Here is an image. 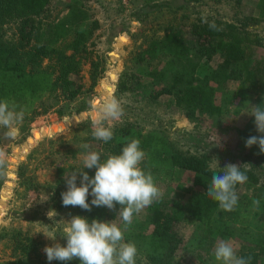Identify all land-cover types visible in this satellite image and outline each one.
I'll use <instances>...</instances> for the list:
<instances>
[{"label":"trees","instance_id":"obj_1","mask_svg":"<svg viewBox=\"0 0 264 264\" xmlns=\"http://www.w3.org/2000/svg\"><path fill=\"white\" fill-rule=\"evenodd\" d=\"M49 1L0 0V100L15 103L17 110L23 108L26 113L23 123H29L39 115L35 105L42 99L54 107L74 102L73 111L76 113L88 108L92 88L103 73L102 59L90 48L94 35L102 24L108 22L110 16L103 17V13L110 10L114 11L113 16H119L123 11L121 0H114L111 5L105 0H94L102 16L96 18L87 7V0H67L65 17L49 22L41 16ZM187 1L199 6L203 3L200 0ZM225 1L238 6L242 0ZM143 2L148 3V0ZM254 22V18L245 17L244 23L239 24V21L228 22L208 13L202 16L192 11L180 16L175 24L160 25L161 29L156 33L142 32L141 43L131 54L133 71L125 69L120 74L116 94H133L138 90L140 94L142 90L145 98L153 103L161 96L168 97L187 120L194 122L199 116H205L213 125L222 117L224 107L237 97L238 105L243 106L246 114V121L237 130L245 145L247 138L259 135L254 117L249 116V105L264 103V56L257 53L258 49H264V43L247 29ZM213 23L220 30L210 29L209 25ZM214 57L220 61L212 68L209 62ZM86 66L88 85L82 82L81 75ZM140 79L150 89L145 91ZM230 81L249 87L261 86L262 93L251 98L248 93H238L236 89L226 87ZM111 130L113 138L108 143L85 137L79 146L65 151L70 161L55 167V182L50 186L49 196L56 210H70L72 215L84 217L89 222L116 218L118 226L123 228L116 217L119 205L116 210L92 206L91 211L78 206L65 207L61 193L67 190L65 175L82 169L81 161L76 162L82 151L118 155L128 142L138 139L146 153L140 167L151 172L163 197L143 210L136 227L130 224L124 232L125 242L134 243L137 248L136 264H189L178 255L183 245L179 226L184 217L194 223L203 241L210 237L234 241L238 246L237 256L251 257L250 264H264V182H260L256 170V166L264 165V155L259 154L256 145L249 148L252 160L245 163L251 166L246 167L248 181L242 184L250 193L239 195L234 211L218 212L217 202L206 197L213 175L208 163L211 159L206 153L181 150L161 129L141 132L134 124L122 123ZM83 144L89 145L88 149H82ZM105 158L102 155V159ZM83 171L91 178L95 169ZM161 171L165 176H181L175 190L182 193L183 199L169 197L168 192L172 189L163 191L159 180ZM3 177L4 165L0 162V185ZM17 177L20 184L29 180L20 171ZM184 178L188 181L185 187L182 186ZM79 182L78 175L77 186ZM242 185H237L236 191ZM33 189L26 186V190ZM91 199L89 196V203ZM254 199L260 201L258 210L253 208ZM9 248V258L0 260V264H24V260L32 264H80L77 259L41 262L39 241L25 235L12 241Z\"/></svg>","mask_w":264,"mask_h":264},{"label":"rangeland","instance_id":"obj_2","mask_svg":"<svg viewBox=\"0 0 264 264\" xmlns=\"http://www.w3.org/2000/svg\"><path fill=\"white\" fill-rule=\"evenodd\" d=\"M93 1L87 0L86 5L90 8L94 17L101 18L105 15L110 17H107L108 22L102 24V28L97 30L92 41L93 45L90 47L102 59L103 73L92 88L88 108L76 113L73 111L75 108L74 102L69 104L60 103L54 107L50 105L49 101L45 102L42 99L35 105L39 115L31 119L29 123H23L22 121L17 126L19 131L14 139L6 138L4 136L6 130L0 128V162L4 165V177L0 185V207L3 208L0 212V260L8 259L10 256V243L25 235L39 241L41 262H48L43 248L51 246L53 241L48 240L44 235H47L52 229H56L57 234H59V230L64 226L62 220H68L71 216H74L70 210H56L49 196L50 186L55 182V167L70 161L65 154L67 149L79 146L85 137H92L91 106L93 101L100 98L115 95L120 100L124 110L122 118L106 124L107 127L112 128L122 123H130L136 125L141 132L161 129L168 134L169 138L181 150L190 153L203 152L211 160L214 157L218 158L220 168L229 163L244 165L252 160L249 148L242 144V140L237 134V130L242 128L246 121V114L243 106L238 105L237 97L231 104L224 107L222 117L213 125L211 120L205 116H199L194 122L187 120L173 107V101L168 97L161 96L153 103L145 98L146 96L142 94V90L140 94L139 90L133 94H116V83L125 69H127V72L133 71L134 67L130 62L131 54L140 45L142 32L156 33L161 29L160 25L163 27L166 23L175 24L180 16L192 11H197L202 16L208 13L228 22L239 21V24L244 23L245 17H252L255 22L247 29L257 35L264 43V16H262L264 15V0H242L238 6H233L225 0H218L217 2L200 0L203 2L200 6L187 0H148V3L143 2V0H135L134 2L121 0L123 11L119 16H113L114 11L110 10L101 16L100 9L96 8L97 5ZM161 1L167 3L170 11H167L166 6H163L165 8L163 12L166 13L163 17L146 19L136 31L134 40L126 44H119L118 39L122 34H125L128 30H135L133 26L131 28L137 16L135 11ZM105 2L111 5L114 0H105ZM67 10V0H50L41 16L46 21L55 22L65 17ZM148 13H150V10ZM90 18H93L92 14H90ZM111 53H115L117 57L113 58L110 55ZM257 53L258 56H264V49H258ZM219 61L220 59L214 57L209 65L215 68ZM108 62L110 66L107 65ZM109 71L115 73L114 82H110V78L107 76ZM81 75L82 82L88 85L87 66L81 72ZM140 80L145 91L150 89L146 86V83H143L144 80ZM102 83L111 86L109 93L102 87ZM226 87L231 90L236 89L238 93H248L251 98L262 93L261 86L249 87L241 82L230 81L226 83ZM58 113L61 115L58 116ZM82 114L85 115L84 118ZM72 116L78 118L77 123H73ZM28 118L30 117L28 116ZM66 121L69 122L68 126L65 124ZM61 122L64 125L63 130L54 135L40 136L37 140H34L32 136L34 130L38 131L42 127ZM28 141H32L33 144L29 145ZM256 168L260 175V182H264V165L260 164ZM19 171L22 172L24 178L29 179L25 181L26 184H20L17 177ZM159 177L164 192L165 189H172L171 192H168L169 197L183 199L182 193L175 190L181 176L172 175L169 177L161 171ZM27 185L35 189L26 190ZM187 185L188 181L184 178L182 186ZM6 189L8 195H5V200L2 201L1 197ZM243 193H250V190L247 192L242 185L237 190L238 197ZM49 211L50 215L48 217ZM51 211H54L56 215L54 216ZM143 213L141 211L135 216L131 227L134 228L139 224ZM113 220L118 225V219ZM110 221L112 220L103 222ZM179 232L183 241V245L178 252L179 258H183L189 264H219L214 257V249L220 241L219 239L210 237L203 241V236L195 229L194 223L186 217L180 223ZM55 242L60 243L62 246L66 243L59 235H57ZM229 242H231L237 253V243L234 241ZM23 262L24 264H32V262L26 260Z\"/></svg>","mask_w":264,"mask_h":264},{"label":"clouds","instance_id":"obj_3","mask_svg":"<svg viewBox=\"0 0 264 264\" xmlns=\"http://www.w3.org/2000/svg\"><path fill=\"white\" fill-rule=\"evenodd\" d=\"M210 29L220 30L210 24ZM247 104V103H246ZM249 105V104H247ZM250 106L249 116L254 117L255 130L259 135L250 136L245 141V147L256 145L259 154L264 155V103ZM91 135L95 140L108 143L113 138V131L106 124L118 121L124 115L120 100L115 96H106L92 104ZM15 103L0 100V128L5 129L4 136L14 139L18 134V125L25 118V110ZM89 145H81L88 149ZM102 155L106 156L102 159ZM146 153L140 147L138 139H132L121 149L120 154L100 153L96 151H82L79 159L81 170H73L65 175L67 190L61 193L62 205L78 206L82 210L91 211V207H106L116 210L123 228L114 220L103 222L93 219L89 222L81 216H71L63 221V228L57 234L52 229L47 235L53 241L51 246H45L43 252L47 261L68 262L74 259L80 264H136L137 248L134 243L125 242L124 232L132 223L133 216L139 214L154 202L163 197L162 190L155 184L151 172H145L140 167ZM213 169L211 181L208 184L206 197L217 202V211H234L238 204L237 185L248 181L246 174L248 164H226L219 167L218 158L208 161ZM245 168L244 171L241 169ZM84 169H95L94 176L89 177ZM80 177L77 186V176ZM92 199L88 202V197ZM253 208H259L260 201L254 199ZM51 213L56 215L54 211ZM48 217L50 211L48 212ZM59 235L66 243L62 246L55 242ZM214 257L219 264H250L251 257L236 255L233 245L229 241L220 240L214 249Z\"/></svg>","mask_w":264,"mask_h":264},{"label":"bare ground","instance_id":"obj_4","mask_svg":"<svg viewBox=\"0 0 264 264\" xmlns=\"http://www.w3.org/2000/svg\"><path fill=\"white\" fill-rule=\"evenodd\" d=\"M162 2V1H161ZM159 2V3H154L150 6H147V7H143V8H139L135 11V13L137 14L136 16V19L134 20V22L132 23L131 25V28L133 26V28H135V30H128L125 34H122L118 41H119V44H126V43H129L130 41L134 40L136 38V31L142 26V23L145 22L146 19H151V18H157V17H163L166 13L163 12V6H166V10L167 11H170L169 7H167V3L165 2ZM168 8V9H167ZM150 10V13H148ZM113 58H116V54L115 53H111L110 54ZM108 66H110L109 62L107 63ZM107 76H109L110 78V82H114L115 80V73L113 71H109L107 73ZM102 87L106 90V92H110L111 90V86L105 84V83H102ZM96 101H93V103H95ZM82 117L84 118L85 115L82 114ZM72 120H73V123H77L78 122V118L76 116H72ZM67 126L69 125V122L66 121L65 123ZM64 129V125L63 123H55V124H52L48 127H42L41 129H39L38 131L37 130H34L33 131V138L34 140H37L40 136H50V135H54L56 134L58 131H61ZM29 142V145H32V141H28ZM13 161V160H11ZM5 195H8V190H4L3 191V196L1 197L2 201L5 200ZM3 210V208L0 207V212ZM1 214V213H0Z\"/></svg>","mask_w":264,"mask_h":264},{"label":"water","instance_id":"obj_5","mask_svg":"<svg viewBox=\"0 0 264 264\" xmlns=\"http://www.w3.org/2000/svg\"><path fill=\"white\" fill-rule=\"evenodd\" d=\"M108 65V64H107Z\"/></svg>","mask_w":264,"mask_h":264}]
</instances>
